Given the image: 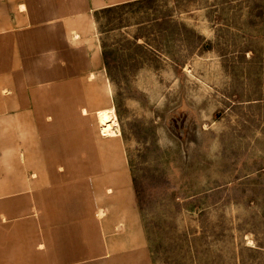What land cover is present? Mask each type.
Masks as SVG:
<instances>
[{
    "label": "rangeland",
    "instance_id": "rangeland-1",
    "mask_svg": "<svg viewBox=\"0 0 264 264\" xmlns=\"http://www.w3.org/2000/svg\"><path fill=\"white\" fill-rule=\"evenodd\" d=\"M93 21L89 81L115 105L109 153L152 264H264V0H136Z\"/></svg>",
    "mask_w": 264,
    "mask_h": 264
},
{
    "label": "crops",
    "instance_id": "crops-1",
    "mask_svg": "<svg viewBox=\"0 0 264 264\" xmlns=\"http://www.w3.org/2000/svg\"><path fill=\"white\" fill-rule=\"evenodd\" d=\"M133 1L0 0V264H152L89 81L94 12Z\"/></svg>",
    "mask_w": 264,
    "mask_h": 264
},
{
    "label": "bare ground",
    "instance_id": "bare-ground-1",
    "mask_svg": "<svg viewBox=\"0 0 264 264\" xmlns=\"http://www.w3.org/2000/svg\"><path fill=\"white\" fill-rule=\"evenodd\" d=\"M105 77L107 81L106 83L108 86L110 99H113L111 83L109 81L108 76ZM95 115L98 130L102 136L110 137L116 136L118 135V133H121L116 108L113 103L107 108L97 110L95 112Z\"/></svg>",
    "mask_w": 264,
    "mask_h": 264
}]
</instances>
